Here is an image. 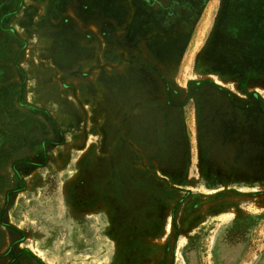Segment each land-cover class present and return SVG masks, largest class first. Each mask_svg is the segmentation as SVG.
I'll return each instance as SVG.
<instances>
[{"label":"rangeland","instance_id":"rangeland-1","mask_svg":"<svg viewBox=\"0 0 264 264\" xmlns=\"http://www.w3.org/2000/svg\"><path fill=\"white\" fill-rule=\"evenodd\" d=\"M168 1L0 23V264H264V0Z\"/></svg>","mask_w":264,"mask_h":264},{"label":"crops","instance_id":"crops-1","mask_svg":"<svg viewBox=\"0 0 264 264\" xmlns=\"http://www.w3.org/2000/svg\"><path fill=\"white\" fill-rule=\"evenodd\" d=\"M12 1H14V0H12ZM30 1H31V3H30ZM64 1H66L65 5H64L65 8L63 10L57 11L54 14L53 13L54 8L51 7V6H54V3L52 0H21V2H18V0H17L14 4H11L10 7H2L0 9V13L2 14V17H3V19L0 20V23H2V20L7 21L9 18H11L10 20H12L14 17H17L20 20V19H22V15L23 16L27 15V20L31 21L32 22L31 24L33 26L34 24H36L37 21L38 22L41 21L40 20L41 16H39V15H42V12H40V8L38 5H44V8H46L47 5L50 6L47 8V10H46L47 12L44 14V18L46 20V23L44 25H39L38 27H44L48 23L51 26L53 25V28H56L57 30H61V29L68 30V34H67V36H64V38L68 39V41L70 43V45L68 46L69 51H70V53L73 52V56L70 58V61L72 62L73 66H75L74 70H77V67H79V65L76 63V61H78L80 59H77V57L75 58L74 55L77 53L78 54L91 53L94 51V48L96 46V45L94 46V44H93L94 41H93V37H92L93 36L92 30H93V22H94L93 19H94V17L92 15L91 16L88 15L84 11V10H88V7L94 5L93 4L94 0H64ZM163 1H165V0H150L151 8L153 10L161 8V11H164V13H168L169 12L168 5L163 6ZM168 2H170V1L166 0V3H168ZM32 3L37 4V8L31 6ZM131 3L135 4V3H138V1H133ZM32 5H34V4H32ZM26 7H28V8L26 9ZM36 15H38L39 17H37ZM135 17L136 16H133V18H135ZM157 17L159 18L158 15H157ZM166 17L169 18L170 15H167ZM160 18H162V17H160ZM52 23H55L56 26ZM50 28H52V27H50ZM11 29H12V27H11ZM13 31H18V30L13 28L12 30L7 31L6 35L12 36ZM14 34H16V32H14ZM214 36H215L214 33L212 35L209 34L207 36V39L203 42L204 45H206V43H208V45H210V46L216 44V43H214V40H215ZM230 42L232 44V41H230ZM248 42L252 43V40L247 41L245 44V47L248 45ZM233 46L236 48V45L233 44ZM187 47L185 49H182V52L189 51L190 47H188V49H187ZM17 48L16 49L13 48L12 52L13 51L17 52ZM248 48L251 49L250 46H248L247 49ZM231 61H234L233 55L230 56V60L228 62H231ZM6 65H7V68L5 66L4 61H2L0 63V66H2L3 69H11V68H15V67H16V69H19L18 68L19 67L18 60L14 62L13 67H11L7 62H6ZM71 67H72V65H71ZM22 68H23V66H22ZM79 68H78V70H81ZM78 70L75 71V74L78 73ZM19 73L21 75H19ZM19 73H15V77H14V72H13V76L11 79H7L8 77L6 76L5 81L7 79V85H9V86L10 85H13V86L19 85L20 86L19 82H21L24 77H23L22 72H19ZM19 77H20V79H19ZM1 82H2V80H0V83ZM87 82H88V80H87ZM90 83L91 82H88V84H90ZM1 85L2 84H0V86ZM19 90H20V94H19L20 97H21V95L24 96L23 88H20V89L18 88L17 91L19 92ZM5 95H6L5 91L1 90V92H0V101L1 102L5 98ZM14 99H15V97H14ZM11 110H14V108H12Z\"/></svg>","mask_w":264,"mask_h":264}]
</instances>
